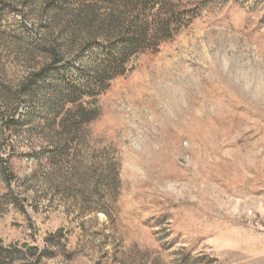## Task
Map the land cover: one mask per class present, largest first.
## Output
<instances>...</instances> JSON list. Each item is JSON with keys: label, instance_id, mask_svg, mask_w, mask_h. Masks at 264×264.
Returning a JSON list of instances; mask_svg holds the SVG:
<instances>
[{"label": "rangeland", "instance_id": "1", "mask_svg": "<svg viewBox=\"0 0 264 264\" xmlns=\"http://www.w3.org/2000/svg\"><path fill=\"white\" fill-rule=\"evenodd\" d=\"M194 1L198 17L84 97L96 117L66 134L71 106L49 104L91 56L62 48L38 8L0 0V85L53 44L63 54L12 109L0 96L3 245L37 247L40 264H264V0Z\"/></svg>", "mask_w": 264, "mask_h": 264}, {"label": "trees", "instance_id": "2", "mask_svg": "<svg viewBox=\"0 0 264 264\" xmlns=\"http://www.w3.org/2000/svg\"><path fill=\"white\" fill-rule=\"evenodd\" d=\"M24 7L38 8L49 17L50 27H58L65 35L62 48L73 57L90 54L88 75L66 88H56L49 104L58 113L65 105L61 128L67 134L81 124L95 119L97 109L83 107L84 97H97L108 90L110 83L128 71L129 62L141 55L156 54L183 28L195 20L200 8L194 0H20ZM61 46L47 48L49 61L30 73L15 87L0 85V96L11 108L20 96H29L44 82L54 68L63 61ZM8 108V109H9ZM12 109V108H11ZM13 108L5 118L6 127H14ZM9 179L12 178L8 174ZM44 252L37 247L8 245L0 241V264H17L26 258L40 264ZM196 264H215L216 260Z\"/></svg>", "mask_w": 264, "mask_h": 264}]
</instances>
